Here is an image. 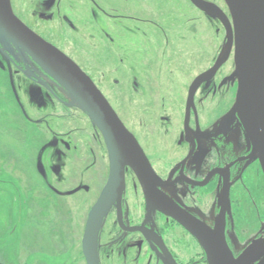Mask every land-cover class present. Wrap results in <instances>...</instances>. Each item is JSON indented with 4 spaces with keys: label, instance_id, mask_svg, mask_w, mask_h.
<instances>
[{
    "label": "flooded vegetation",
    "instance_id": "af4514ba",
    "mask_svg": "<svg viewBox=\"0 0 264 264\" xmlns=\"http://www.w3.org/2000/svg\"><path fill=\"white\" fill-rule=\"evenodd\" d=\"M186 1L221 28L224 39L212 64L192 81L187 77L180 106L168 110L161 95L165 83L188 76ZM201 1L205 9L192 0H10L27 29L92 80L153 173L145 183L153 189L156 208L149 207L134 169L125 167L123 192L109 201L97 231V264H210L202 243L210 238L222 251L225 244L236 261L264 242V174L251 157L242 120L232 114L239 87L235 41L227 61L191 98L196 79L226 51L228 25L234 30L225 0ZM59 40H85L81 50L91 69L84 70ZM96 76L112 77L117 87L130 78L140 105L135 121L118 113ZM62 109L84 115L86 130H64ZM68 164H77L70 176ZM93 169L96 174H89ZM110 174L105 139L67 88L22 45L0 37V264H78L77 247L80 264H89L87 225ZM81 192H96L82 231L62 228L64 205L71 215L83 210L74 199ZM168 212L179 213L186 227ZM251 264H264V254Z\"/></svg>",
    "mask_w": 264,
    "mask_h": 264
},
{
    "label": "water",
    "instance_id": "95a60500",
    "mask_svg": "<svg viewBox=\"0 0 264 264\" xmlns=\"http://www.w3.org/2000/svg\"><path fill=\"white\" fill-rule=\"evenodd\" d=\"M225 1L233 17L234 30L229 24L226 51L214 68L196 79L191 88V98L198 86L206 79H211L227 61L235 41L237 70L234 76L239 79V87L232 114H238L242 120L247 138L253 146L251 157L259 160L264 174V0ZM192 2L201 9L206 8L201 0ZM0 37L19 43L34 55L47 72L67 88L73 104L89 116L105 139L111 160L110 179L91 212L84 243L89 264H97V231L109 201L123 192L126 166L132 167L139 177L149 207H157L153 201V189L145 183L146 177L153 176L149 163L134 136L125 128L92 80L62 52L27 29L15 16L10 0H0ZM170 214L186 227V219L179 213ZM202 243L208 251L210 264H251L264 254L263 241L257 242L236 261L227 253L225 244L223 247L226 250L222 251L220 243H215L211 238L208 244L204 240Z\"/></svg>",
    "mask_w": 264,
    "mask_h": 264
},
{
    "label": "rangeland",
    "instance_id": "374dc122",
    "mask_svg": "<svg viewBox=\"0 0 264 264\" xmlns=\"http://www.w3.org/2000/svg\"><path fill=\"white\" fill-rule=\"evenodd\" d=\"M186 6V72L188 76L176 75L175 77L170 78V81L165 83V89L167 92L161 91V95L164 96L168 101L167 103L170 105L169 109L175 108L177 109L180 106L179 100L182 98L185 92V84L186 79L193 80L199 73L207 69L215 57L217 56L220 47L222 46V42L224 39V31L221 28L216 27L209 21H207L199 12H197L194 7L189 4L187 1L184 3ZM67 47L65 43H67ZM60 46L66 48V51L71 54L72 58L84 69L90 70L91 61L87 57V55L81 50V48L85 46V40H59L57 41ZM97 83L101 86L104 93L110 99L114 108L118 111L119 114H125L129 120L135 121V116L138 111V97H136L133 92H131L129 84L131 85V80L129 77H124L120 86H115L114 79L108 77L96 76ZM152 96L156 95L154 90L150 92ZM157 96V95H156ZM158 97V96H157ZM67 111V110H66ZM65 110H61V114L66 116L63 117L66 127L64 130L69 129L72 131L78 130L80 133H83L88 127L87 118L81 113L77 111H72L71 114L66 112ZM84 135V134H83ZM82 135H80L81 137ZM87 137V134H85ZM69 167L66 168V175L71 174L74 167L71 164H68ZM78 172H80L81 168H84V165L77 166ZM89 174H96L94 169L90 171ZM88 174V175H89ZM70 176V175H69ZM131 191H133V184L131 185ZM96 192H92L90 196H86L84 192H81L78 196L74 197V199H78V203H81L83 210L79 209L78 213H74L71 215L69 207L63 206V215H62V228L73 229L76 228L78 231H82L83 220L85 218L86 211L90 206L92 197H94ZM133 195V193H132ZM130 193V197H133ZM86 196V198H85ZM89 197V198H88ZM72 198H68V202L72 203ZM75 202V201H74ZM72 219L74 223L72 222ZM21 257L24 258L23 251L19 253ZM65 254V253H64ZM73 256L77 257V263H81L80 250L77 247L73 251Z\"/></svg>",
    "mask_w": 264,
    "mask_h": 264
}]
</instances>
